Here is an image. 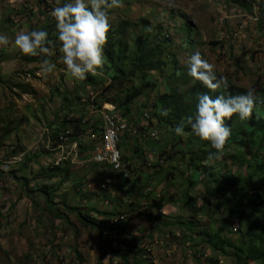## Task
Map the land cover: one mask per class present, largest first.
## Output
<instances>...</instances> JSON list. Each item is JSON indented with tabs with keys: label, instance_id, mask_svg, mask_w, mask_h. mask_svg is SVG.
<instances>
[{
	"label": "rangeland",
	"instance_id": "rangeland-1",
	"mask_svg": "<svg viewBox=\"0 0 264 264\" xmlns=\"http://www.w3.org/2000/svg\"><path fill=\"white\" fill-rule=\"evenodd\" d=\"M60 5L0 0L8 40L0 45V264H235L228 244L241 246L255 227L246 201L264 195L259 138L234 114L222 154L209 159L207 141L185 128L174 134L175 117L160 115L159 97L198 82L186 62L199 51L227 83L255 89L251 114L264 117V0H121L108 10L102 67L84 80L68 76L56 56L42 77L41 58L12 43L18 32L39 29L55 42L50 12ZM138 37L153 52L152 70L132 69ZM193 100L186 94L177 103L180 124ZM104 103L132 123L150 114L157 134L139 146L125 137V171L117 174L90 161ZM161 203L176 208L172 220L161 219Z\"/></svg>",
	"mask_w": 264,
	"mask_h": 264
},
{
	"label": "clouds",
	"instance_id": "clouds-1",
	"mask_svg": "<svg viewBox=\"0 0 264 264\" xmlns=\"http://www.w3.org/2000/svg\"><path fill=\"white\" fill-rule=\"evenodd\" d=\"M55 2L60 5V0ZM120 5L121 0H65L50 12L55 20V42L48 38L46 30L39 29L18 32L12 41L13 46L21 55L41 58L39 75L44 78L56 67L49 59L56 56L57 63L64 66L68 76L84 80L86 74L94 75L102 67L103 46L110 27L108 10ZM7 43V37L0 35V45ZM186 74L207 89L228 87L226 78L217 76L213 66L201 57L199 51L188 57ZM254 101L253 89L237 95L217 94L213 97L200 94L194 114L177 124L173 132L177 136L183 135L184 125H188L194 137L207 141L215 150L209 153V159L218 158L231 134L225 121L234 114L240 121H246L252 113ZM160 115L166 116L167 109L161 110Z\"/></svg>",
	"mask_w": 264,
	"mask_h": 264
},
{
	"label": "trees",
	"instance_id": "trees-1",
	"mask_svg": "<svg viewBox=\"0 0 264 264\" xmlns=\"http://www.w3.org/2000/svg\"><path fill=\"white\" fill-rule=\"evenodd\" d=\"M136 43H137V52H138L137 65L134 66V68L132 69H135L138 71H149V70L154 69V66H153L154 61L151 59L153 52L149 51L146 48L145 42L140 37L136 39ZM227 84H228V87L226 89L223 88L220 91L223 93H221L220 95H237V94H241L244 91H246L242 88H238L229 83ZM220 92H213L211 89L205 88L198 81L185 94H180L178 91L172 90L169 94L161 95L159 97V102L162 104V108L167 109L168 113H170L172 116L175 117L173 122H175L176 124H180L178 121L179 118L177 119L176 117V111L177 110L179 111V105L177 103H179V100L185 98L186 94L189 95V98L191 96L194 97L193 102L189 104V109H193L190 115H193L195 112V104H196L198 95L207 93L208 95L214 97ZM186 117L182 118V120H185ZM248 123H250L249 125L251 127L250 135L251 136L256 135V137L259 138L258 139L259 143L257 145L260 148L257 150V152L262 153L263 151L262 149H264L263 147L264 146V117L258 118L257 120H253V114H251L250 117L248 118ZM150 126L153 127L151 123H150ZM184 128H185V131L191 132L190 127L188 125L185 124ZM241 128L242 127H240V130ZM260 193L264 194V190L262 189L258 194ZM246 206L251 211V213L254 215L255 227L254 228L251 227L245 233V237L247 239L245 242L241 244V246H235L233 244H228V245H231L232 247L235 264H248L249 261H252L257 264H264V195H263V198L259 197L256 202L246 201ZM81 220H82V223L86 226L99 228L98 226L94 224V222H91L89 219L84 218ZM260 222H262L261 225H260ZM239 223L241 224V222ZM218 230H222V228H219ZM238 231L241 232V230L239 229ZM221 249L222 248H219V250Z\"/></svg>",
	"mask_w": 264,
	"mask_h": 264
},
{
	"label": "built area",
	"instance_id": "built-area-1",
	"mask_svg": "<svg viewBox=\"0 0 264 264\" xmlns=\"http://www.w3.org/2000/svg\"><path fill=\"white\" fill-rule=\"evenodd\" d=\"M10 2L11 4L21 5L24 3V0H10ZM97 112L100 113V124L94 130L93 139L97 142L92 148L90 161L117 174V167H120L119 158H123L124 155L120 151L123 129H129L130 124H127L126 119L120 115V112L115 111L113 106L106 105L105 103L97 107ZM106 117H113L114 125H106ZM111 127L119 128V136H111ZM141 132L145 133L146 137H157L156 131L151 130L147 125V116H145L144 130ZM139 144L141 143L137 140V145L139 146ZM118 176H121L124 180L128 179V175Z\"/></svg>",
	"mask_w": 264,
	"mask_h": 264
},
{
	"label": "bare ground",
	"instance_id": "bare-ground-1",
	"mask_svg": "<svg viewBox=\"0 0 264 264\" xmlns=\"http://www.w3.org/2000/svg\"><path fill=\"white\" fill-rule=\"evenodd\" d=\"M27 1L28 0H24V3ZM149 115L143 112L141 118L139 119V121L137 123H132V122L127 121V124H130V128L129 129H123L122 140H125V137L134 139L136 141L138 140L139 143L145 142V141L155 140L156 137H146V134L141 132L144 130L145 116H147L148 127L151 130H153V128L149 126V124H150L149 122L151 121V120L150 121L148 120L150 118ZM106 125H114V118L113 117H106ZM111 136H119V128L118 127H111ZM60 140H63L62 136H60ZM119 166L120 167H117V171H119V170L125 171V165L123 163L122 158H119Z\"/></svg>",
	"mask_w": 264,
	"mask_h": 264
},
{
	"label": "crops",
	"instance_id": "crops-1",
	"mask_svg": "<svg viewBox=\"0 0 264 264\" xmlns=\"http://www.w3.org/2000/svg\"><path fill=\"white\" fill-rule=\"evenodd\" d=\"M20 6V5H19ZM12 9H14V10H10V13H17L18 12V10L17 9H15V7H11ZM190 199V198H189ZM159 210L158 211H161V212H159V213H161V216H163L161 219L162 220H169V219H171L172 220V218L170 217V216H172V214H174V213H176V208H174V206L173 205H171L170 203H166V204H164V203H161L160 204V206H159V208H158ZM148 220H149V218H148ZM150 221V220H149ZM153 221V222H152ZM152 221H150L151 223L149 224V228H154V230H156V220H153L152 219ZM161 225V224H160ZM159 228H160V230L163 232L164 231V229L165 228H167V227H160L159 226ZM157 232H159V230H157ZM156 236V234H153L152 235V237L154 238ZM249 262H251V261H249ZM156 263V262H155ZM253 263V262H252Z\"/></svg>",
	"mask_w": 264,
	"mask_h": 264
}]
</instances>
